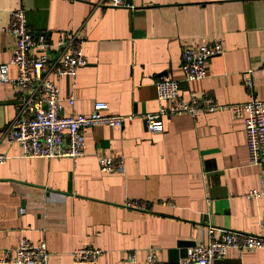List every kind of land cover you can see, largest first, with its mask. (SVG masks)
<instances>
[{
	"label": "crops",
	"instance_id": "crops-1",
	"mask_svg": "<svg viewBox=\"0 0 264 264\" xmlns=\"http://www.w3.org/2000/svg\"><path fill=\"white\" fill-rule=\"evenodd\" d=\"M0 0V63L11 58L14 37L3 31L10 10L22 7L31 30L58 38L79 33L87 63L74 79H54L62 113L89 114L95 101L106 113L154 112L155 80L179 81L180 94L229 104L264 101V0ZM218 40L223 48L207 62V77L187 80L184 46ZM251 73L252 90L242 84ZM8 74H16L9 66ZM14 89L0 81V264H12L22 239L44 241L48 264H74L70 252L99 248L95 263L125 264L129 252L145 263L149 249L162 264H178L189 247L205 242L209 225L264 237V169L249 163L244 124L229 110L163 117L152 132L137 116L121 127L84 130L78 157L25 158L3 131L16 114ZM98 157L123 159L121 172H102ZM138 200L147 209L126 204ZM23 210L20 212V210ZM214 264H264V248H229Z\"/></svg>",
	"mask_w": 264,
	"mask_h": 264
},
{
	"label": "built area",
	"instance_id": "built-area-1",
	"mask_svg": "<svg viewBox=\"0 0 264 264\" xmlns=\"http://www.w3.org/2000/svg\"><path fill=\"white\" fill-rule=\"evenodd\" d=\"M100 4L116 7L122 6L123 0H99ZM15 39L11 58L0 63V81L10 82L14 89L16 114L3 131L4 142H17L25 158L78 157L84 154V130L88 127L104 124L110 127H121L139 116L148 130L161 132L163 117L187 113L196 117L199 112L229 110L234 118L243 121L249 163L264 169V101L250 99L229 104L217 103L213 98L191 96L185 99L180 94L179 81L170 78L155 80L157 99L169 102L154 112L140 114L106 113L107 105L95 101L89 114L62 113L63 102L74 104V96L59 95L54 79L69 77L74 79L79 67L87 63L82 51L83 38L75 32L52 42L46 31L31 30L28 27L25 10L22 7L10 10L9 22L2 28ZM223 52L218 40L192 46H184L181 51V70L187 80H201L207 77V62L212 56ZM9 66H14L16 74L9 77ZM242 84L251 91L253 80L251 73L246 72ZM6 159L0 153V163ZM99 169L102 172H121L123 159L98 157ZM264 194V187L252 190L247 198L258 199ZM134 209H147V204L130 200L126 204ZM23 210L21 209L20 212ZM229 248L254 250L264 248V237L241 233L225 228L208 226L207 240L199 242L186 250L178 264H214L222 258ZM99 248L84 247L70 252L72 262L95 263L101 255ZM49 252L44 241L33 242L22 239L15 249L12 264H48ZM125 264H138L135 254L129 252ZM144 264H162L157 253L149 249Z\"/></svg>",
	"mask_w": 264,
	"mask_h": 264
}]
</instances>
